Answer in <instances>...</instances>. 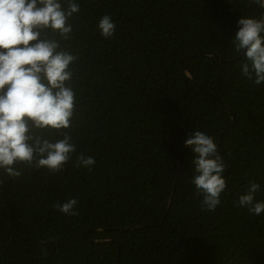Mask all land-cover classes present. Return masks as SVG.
<instances>
[{
	"label": "trees",
	"instance_id": "trees-1",
	"mask_svg": "<svg viewBox=\"0 0 264 264\" xmlns=\"http://www.w3.org/2000/svg\"><path fill=\"white\" fill-rule=\"evenodd\" d=\"M68 39L72 126L32 129L76 151L63 170H0V264H264V212L238 204L249 181L264 201V82L242 74L232 41L250 0H75ZM67 7L68 0H61ZM110 14L114 37L99 19ZM264 35V33H262ZM35 43V42H30ZM213 137L226 189L213 212L192 183L194 131ZM95 158L91 171L78 155ZM78 201L77 215L55 205ZM43 250V251H42Z\"/></svg>",
	"mask_w": 264,
	"mask_h": 264
},
{
	"label": "clouds",
	"instance_id": "clouds-1",
	"mask_svg": "<svg viewBox=\"0 0 264 264\" xmlns=\"http://www.w3.org/2000/svg\"><path fill=\"white\" fill-rule=\"evenodd\" d=\"M250 2L264 8V0ZM79 11L75 0H68L67 7L61 0H0V170L9 177L21 175L18 164L60 172L76 151L69 133L51 142L34 136L32 129L65 130L72 126L76 95L68 82L73 77L70 65L77 57L41 34L51 29L68 39L73 31L70 18ZM238 26L232 44L238 55L243 53L242 74L259 85L264 82V17H243ZM98 29L103 38L114 37L116 23L110 14L99 19ZM184 143L195 154L192 183L203 196L204 210L213 212L226 189L223 159L213 137L204 132L190 133ZM95 162L94 157L83 154L76 161L89 171ZM260 187L250 180L247 192L238 197L239 206L257 216L264 212V201L255 200ZM77 203L69 199L54 207L75 216Z\"/></svg>",
	"mask_w": 264,
	"mask_h": 264
}]
</instances>
